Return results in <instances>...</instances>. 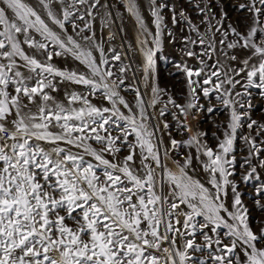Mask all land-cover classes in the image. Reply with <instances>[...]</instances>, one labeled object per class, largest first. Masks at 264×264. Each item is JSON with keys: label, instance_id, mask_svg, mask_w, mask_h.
<instances>
[{"label": "snow or ice", "instance_id": "snow-or-ice-1", "mask_svg": "<svg viewBox=\"0 0 264 264\" xmlns=\"http://www.w3.org/2000/svg\"><path fill=\"white\" fill-rule=\"evenodd\" d=\"M257 3L264 7V0H249L250 6H239L247 7L256 17V26L246 34L231 27L224 29L223 22H217L215 32L221 34L220 52L227 60L236 61L237 55H230L225 48L250 51L241 61L243 66L232 70L235 76L246 73L245 87L261 89L264 97V25L258 19L261 7ZM125 7L136 18L138 31L147 34L138 39L147 81L162 47L166 25L161 12L168 5L158 6L157 0H149L154 35L136 0H127ZM101 8L105 12L100 23L110 27L113 13L101 0H34L33 4L0 0V264H264V229L257 234L250 228L247 209L235 186L231 208L226 204L228 185L232 183L228 177L233 175L229 169L235 167V156L230 154L237 129L248 113L236 111L231 89L224 86L234 88L240 81L228 71L220 79L217 68L200 82L192 77H199L203 68L193 71L183 66L190 99L181 105L169 98L168 104L185 120L190 109L202 110L196 85L205 98L216 92L223 106L230 109V119L226 127L220 126L224 139L216 137L215 150L202 140L206 135L202 132L183 142L170 139L172 150L181 143L195 150L196 161L209 176L206 183L195 175L192 155L183 163L175 161L173 171L165 163L169 149H161L159 125L149 123L155 117L148 113L140 89L125 85L123 73L128 68L121 64L119 74L112 71L116 65L110 61H120V53L109 47L113 53L109 57L103 37L98 38L93 29ZM170 10L176 22L174 9ZM199 11L205 12V8ZM180 16L185 19L184 13ZM191 27L198 32L195 25ZM215 32L207 41L203 35L199 37V44L206 45L208 59L217 51ZM230 34L234 38L229 41ZM150 37L153 47H147ZM114 38L110 34L108 40ZM187 54L194 55L191 51ZM53 56L65 60L71 57L84 71L57 67ZM256 57L259 63L249 67ZM217 65L218 60L213 67ZM258 74L259 82L254 83ZM72 85L83 86L84 91L72 90ZM129 87L136 93L134 105L121 95ZM61 91L63 100L53 95ZM163 91L153 84L150 106H155ZM98 94L102 98L100 106L89 99ZM248 107H252L251 101ZM215 110L212 106L206 109L208 113ZM167 111L166 104L160 115ZM173 118L178 120L175 114ZM178 122L185 132L192 131L187 123ZM256 124L250 120L247 127ZM168 127L165 123L164 128ZM257 127L264 130V125ZM113 131L120 135L113 136ZM242 139L250 145V156H259L264 150L254 138ZM122 150L128 154L117 159ZM201 155L206 161L200 160ZM260 167H264V160ZM255 171L253 167L252 173ZM258 192H264V186ZM221 227L226 229L223 237L230 238L228 244L223 243L218 231ZM198 232L203 245L195 242ZM177 235L183 240V250L176 246ZM189 250H207L210 261L194 259Z\"/></svg>", "mask_w": 264, "mask_h": 264}, {"label": "rangeland", "instance_id": "rangeland-1", "mask_svg": "<svg viewBox=\"0 0 264 264\" xmlns=\"http://www.w3.org/2000/svg\"><path fill=\"white\" fill-rule=\"evenodd\" d=\"M26 2L33 4L34 0H26ZM136 2L148 30L154 35L156 28L149 10V0H136ZM126 3L127 0H101V4H107L112 11L113 15L111 19L114 23L110 27H102L100 16L104 15L105 9L101 8L99 9V15H97L96 19L93 21V29L98 38L101 36L103 37L104 50L109 57L113 55V53L108 51L109 47L115 48L116 51L120 53V61H110L112 64L116 65V67L112 68V71L119 74V66L121 64L128 68V70L123 73L125 85H134L136 88L140 89L148 113L154 115L155 120H150L149 123L159 125L157 138L158 141L162 140L161 149H169L168 156L165 158V163L173 171H176L175 161L183 163L185 157L192 155V166L196 168L195 175L202 182L206 183L209 176L202 170L196 161L195 156L197 154L195 150L183 143H181L177 149L172 150L170 149V139L174 138L177 141L183 142L189 139L191 135L202 132L206 133V135L202 137V140L207 141L208 145L215 150L218 143L216 137H219L220 140L224 139L223 128L220 126H227L230 119V109L223 106L217 98L218 94L216 92H212L209 97L205 98L201 92V88L196 85L193 86L196 87V95L199 98L198 105L203 106V108L200 111H197V109H190L186 120L177 109L172 107L171 104H168V100L171 98L178 104L184 105L190 99L189 93L191 92V88L189 87L186 73L183 70V66L185 65L193 71L201 68L204 69L199 77H192L193 80L200 82L203 81L207 74L217 70V68H220L221 71L220 79L224 78V71H228L230 76H235L232 69L242 67L241 61L250 55V51L240 49L229 50L225 48V51H228L230 55H237L236 61L227 60L220 52L221 45L219 41L221 39V34L215 32V27L218 26L217 22H223L224 29H229V27H231L246 34L253 26H256V17L247 7L245 9H240L239 6L241 4L250 6L249 0H157L158 6L161 3L168 5V7H164L161 12V15L164 17L163 23L166 27H163V34L161 36V50L157 52L154 57L155 66L154 69L148 73L147 81L144 79L145 73L143 71L145 57L141 51V45L138 42V39H143L147 34H141L138 31L136 18L127 12L125 7ZM197 5L199 8H205V12H200ZM206 5L208 6L207 8ZM257 7H261V13L258 19L260 24L264 25V7L260 6L258 3ZM170 9H174L175 11L176 22H173V11ZM180 13H184L185 19H181ZM222 13H226L227 16H222ZM85 19H88V17L86 16ZM80 23L81 26H83L82 22ZM191 25H195L198 32L194 31ZM68 30L69 33H71L72 30L70 27ZM169 32H171V36L168 35ZM213 32H215L217 51L211 54L212 59H208L207 54H204L206 45H201L198 41L201 35H203L207 41ZM110 34H114L115 36L111 41L108 40ZM257 35L259 37L260 34L258 33ZM185 38H187V40ZM233 38L231 34L228 36L229 41ZM191 41H197V43L192 44ZM147 47H153L151 37L149 38ZM189 51L193 52L194 55L189 56L187 54ZM201 60L204 61L203 64H201ZM217 60L219 61V65L213 67L214 62ZM259 60V57L254 58L249 62V67H251L253 63L258 64ZM52 62L60 68H77L80 71H84L83 66L72 60L71 57L65 60L61 57L53 56ZM229 65H231V68H229ZM253 79L254 83H258L259 74ZM235 80L240 82L236 83L234 88L231 85H225L224 88L231 89L232 96L230 99L234 102L236 111L238 113H248V115L244 116L241 121L242 126L237 129L233 144L234 151L230 154V156H235V167L234 169H229L233 171V175L228 177L232 183L228 185L226 204L231 208L233 201L232 187L235 186L244 208L247 209V222L250 228L255 233L259 234L261 229H264V209L261 207L264 206V192H258V189L264 186V167H260L261 161L264 160V150L259 153V156H250V145L247 141L242 139V137L247 136L249 138H254L256 143L264 149V130L257 127V125H264V97L260 95L261 89L245 87L248 83L246 73L235 76ZM216 82L217 80L214 77L212 83L215 84ZM153 84L164 90L159 95L158 102L154 107L150 106L154 98L152 93ZM70 87L75 91H84L83 86L80 85H72ZM203 87L210 86L203 85ZM236 93H241V95L238 96ZM245 93H248V95H245ZM53 95L57 96L59 100H63V91L53 93ZM121 95L124 96L130 105L135 104L136 93L131 87L122 91ZM89 99H91L94 104H97V106H100L102 98L99 94L95 98L89 97ZM249 101H251L252 104L251 108L248 107ZM166 104L168 107L167 114L161 116L160 109ZM240 104H244L245 107L241 108ZM104 106H107V102H104ZM209 106L214 107L216 110L212 113H208L206 109ZM29 107L33 106L30 105ZM122 111H124L125 115L128 114L126 109L122 108ZM133 111H137V109L133 107ZM173 114L178 117L179 121L187 123L192 131L185 132L181 127V123L173 118ZM250 120H255L257 122L252 128L247 127ZM165 123L169 125L168 128H164ZM112 134L113 136L120 135V133L116 131H113ZM129 139L131 140L132 137H129ZM117 144H119V141H117ZM94 146L99 147L98 145ZM127 154V150H122L117 154V159H121ZM108 158L112 159V157ZM200 160L206 161V157L201 155ZM246 160L250 162H246ZM253 167L256 168L255 173H252ZM217 179H220V177L218 176ZM180 219L182 223L183 217L181 216ZM197 220L202 222L203 218L198 217ZM177 227H180V225H177ZM205 231L208 230L205 229ZM218 231L221 234L223 243L228 244L230 238L223 237V233L226 229L221 227ZM209 235L213 234L209 232ZM195 242L201 245L204 243L203 237L199 232L196 234ZM176 246L180 250H183V240L179 235H177ZM215 247L216 246L213 245V250ZM189 252L194 259H208L210 261L207 250L194 253L189 250ZM236 252L240 254L243 260L244 257L243 254L240 253L239 248L236 249Z\"/></svg>", "mask_w": 264, "mask_h": 264}]
</instances>
